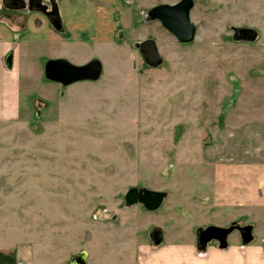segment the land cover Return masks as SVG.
Segmentation results:
<instances>
[{
	"label": "rangeland",
	"instance_id": "1",
	"mask_svg": "<svg viewBox=\"0 0 264 264\" xmlns=\"http://www.w3.org/2000/svg\"><path fill=\"white\" fill-rule=\"evenodd\" d=\"M179 1L136 0L113 42H87L83 56L102 63L97 81L64 87L44 76L51 50L31 59L18 117L0 120V249L30 245L33 263L41 243L53 264L84 253L131 264L154 226L165 242H184L198 227L234 222L264 242V0H194L189 44L145 19ZM241 27L258 39L234 41ZM148 38L157 68L135 46ZM133 187L168 197L152 213L127 208ZM111 223L118 233L97 235Z\"/></svg>",
	"mask_w": 264,
	"mask_h": 264
},
{
	"label": "crops",
	"instance_id": "2",
	"mask_svg": "<svg viewBox=\"0 0 264 264\" xmlns=\"http://www.w3.org/2000/svg\"><path fill=\"white\" fill-rule=\"evenodd\" d=\"M51 2L57 4L61 31L53 28L36 4H30L28 0H0V120L9 121L18 117L22 78L33 77L36 68L30 61L41 53V49L51 50L47 60H44L46 62L48 59H66L74 65L83 66L95 60L92 56H83L81 49L91 41L113 42L118 26H123L122 8H128L136 0H41L40 4L50 10ZM54 46L58 48L51 49ZM118 217L117 214L114 221ZM131 227L136 226L132 224ZM207 227L196 228L194 238L188 237L184 242H165L164 230L154 226L149 231L152 243L136 245L133 249L136 255L132 257L131 264H264V242L257 244L253 231L239 226L241 231L236 230V235H229L226 248H221L215 241L200 248L197 230ZM118 228L111 223L102 229L98 226L96 231L97 235L112 236V233H118ZM136 231L132 229L130 234ZM155 232H159L162 238L158 246L152 241ZM88 241L90 246L95 245L91 236ZM42 245H33V263L29 260L30 245L2 248L0 264H53L49 261L52 255L43 252ZM37 256L39 260H36ZM41 259H44L43 262Z\"/></svg>",
	"mask_w": 264,
	"mask_h": 264
},
{
	"label": "water",
	"instance_id": "3",
	"mask_svg": "<svg viewBox=\"0 0 264 264\" xmlns=\"http://www.w3.org/2000/svg\"><path fill=\"white\" fill-rule=\"evenodd\" d=\"M28 1L30 4H36L39 10L49 19L55 30H62L56 3L51 2V9L48 10L47 6L40 4L41 0ZM194 5V0H181L172 5L160 4L151 8L147 12L145 19L147 22H160L163 28L171 33L180 43L189 44L194 41L196 36V27L190 18ZM233 33V39L237 42L252 43L258 39V32L253 28H233ZM135 46L142 55L147 67L157 68L163 63V58L154 39L148 38L137 43ZM102 69V63L99 60H92L83 66H77L66 59H52L45 63L44 74L48 81L67 87L78 82H94L99 80L102 75ZM166 197L167 193L165 192L133 187L125 195V205L126 207H131L141 204L149 211H156L160 208ZM235 230L241 231V228L236 223H232L227 228L217 226L200 228L196 234L198 246L205 248L207 244L215 241L221 248H226L228 237ZM152 241L156 246L161 244L162 238L159 232L153 234ZM72 264L88 263L84 255H78Z\"/></svg>",
	"mask_w": 264,
	"mask_h": 264
},
{
	"label": "flooded vegetation",
	"instance_id": "4",
	"mask_svg": "<svg viewBox=\"0 0 264 264\" xmlns=\"http://www.w3.org/2000/svg\"><path fill=\"white\" fill-rule=\"evenodd\" d=\"M143 206V205H142ZM75 260V259H74Z\"/></svg>",
	"mask_w": 264,
	"mask_h": 264
}]
</instances>
